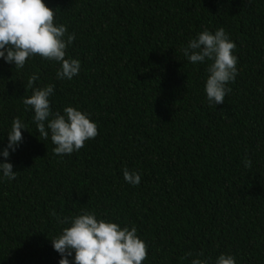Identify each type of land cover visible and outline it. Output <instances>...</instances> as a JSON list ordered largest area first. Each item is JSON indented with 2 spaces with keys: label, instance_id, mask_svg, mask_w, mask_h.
<instances>
[{
  "label": "trees",
  "instance_id": "16d2710c",
  "mask_svg": "<svg viewBox=\"0 0 264 264\" xmlns=\"http://www.w3.org/2000/svg\"><path fill=\"white\" fill-rule=\"evenodd\" d=\"M45 3L75 33L66 58L81 70L58 80L60 65L39 55L22 69L0 59V149L14 118L27 125L17 150L0 157L17 172L0 182V264H59L51 239L84 210L135 226L148 246L142 264H214L222 253L264 264V0ZM221 27L238 74L224 103L210 106V62L193 65L181 49ZM47 84L53 112L78 107L98 125L71 155L54 154L23 103ZM125 167L139 185L124 180Z\"/></svg>",
  "mask_w": 264,
  "mask_h": 264
},
{
  "label": "clouds",
  "instance_id": "9594fccd",
  "mask_svg": "<svg viewBox=\"0 0 264 264\" xmlns=\"http://www.w3.org/2000/svg\"><path fill=\"white\" fill-rule=\"evenodd\" d=\"M55 11L45 0H0V59L13 64L15 69H22L30 57L39 55L60 65L56 72L58 80L70 81L77 76L81 61L66 58L67 48L76 39L75 33H69L66 25L55 20ZM235 48V42L221 27L214 32L204 29L181 49L193 65L210 62L204 86L210 106L224 103L225 96L232 91L228 85L238 74ZM38 79V74H32L29 86ZM54 94V84L33 87L32 94L23 103L34 113L33 122L38 133L45 139L51 136L54 154L71 155L98 135V125L91 113L78 107L68 105L63 112H53L50 98ZM22 130H27V125L21 118H14L7 134V145L0 149V157L5 161L23 142ZM245 165H250V161L246 159ZM13 167L10 162H0V182L16 179ZM123 178L133 186L141 181L139 172L126 167ZM61 223L69 226L51 239L54 250L61 257L59 264H142L147 258V243L138 235L135 226H121L87 210ZM191 264L209 262L197 257ZM214 264H237V260L233 254L222 253Z\"/></svg>",
  "mask_w": 264,
  "mask_h": 264
}]
</instances>
